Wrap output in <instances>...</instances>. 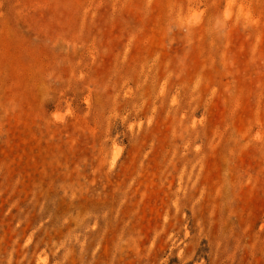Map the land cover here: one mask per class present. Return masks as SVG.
Masks as SVG:
<instances>
[{
    "label": "rangeland",
    "instance_id": "rangeland-1",
    "mask_svg": "<svg viewBox=\"0 0 264 264\" xmlns=\"http://www.w3.org/2000/svg\"><path fill=\"white\" fill-rule=\"evenodd\" d=\"M0 264H264V0L0 3Z\"/></svg>",
    "mask_w": 264,
    "mask_h": 264
},
{
    "label": "crops",
    "instance_id": "crops-1",
    "mask_svg": "<svg viewBox=\"0 0 264 264\" xmlns=\"http://www.w3.org/2000/svg\"><path fill=\"white\" fill-rule=\"evenodd\" d=\"M18 1H24V0H0V3L18 2Z\"/></svg>",
    "mask_w": 264,
    "mask_h": 264
}]
</instances>
